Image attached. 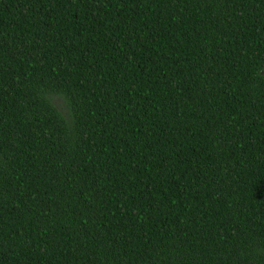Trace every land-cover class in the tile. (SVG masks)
<instances>
[{"label":"trees","instance_id":"trees-1","mask_svg":"<svg viewBox=\"0 0 264 264\" xmlns=\"http://www.w3.org/2000/svg\"><path fill=\"white\" fill-rule=\"evenodd\" d=\"M0 264H264V0H0Z\"/></svg>","mask_w":264,"mask_h":264}]
</instances>
